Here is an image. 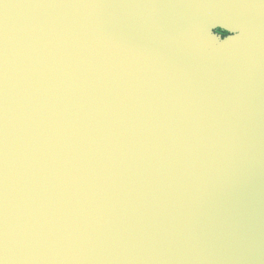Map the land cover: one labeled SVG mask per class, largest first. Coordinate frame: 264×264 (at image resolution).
I'll return each instance as SVG.
<instances>
[{
    "label": "water",
    "instance_id": "water-1",
    "mask_svg": "<svg viewBox=\"0 0 264 264\" xmlns=\"http://www.w3.org/2000/svg\"><path fill=\"white\" fill-rule=\"evenodd\" d=\"M0 264H264V0H0Z\"/></svg>",
    "mask_w": 264,
    "mask_h": 264
},
{
    "label": "trees",
    "instance_id": "trees-1",
    "mask_svg": "<svg viewBox=\"0 0 264 264\" xmlns=\"http://www.w3.org/2000/svg\"><path fill=\"white\" fill-rule=\"evenodd\" d=\"M217 33L221 34V36L226 35L227 33L222 30H216Z\"/></svg>",
    "mask_w": 264,
    "mask_h": 264
}]
</instances>
